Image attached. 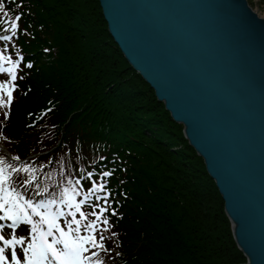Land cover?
<instances>
[{
  "label": "trees",
  "instance_id": "trees-1",
  "mask_svg": "<svg viewBox=\"0 0 264 264\" xmlns=\"http://www.w3.org/2000/svg\"><path fill=\"white\" fill-rule=\"evenodd\" d=\"M34 1L36 17L50 22L54 57L35 70L19 113L24 124L42 109L51 111L37 127L18 131L23 155L60 135L57 148L76 153L67 161L71 170L73 163L88 167L94 161V142L107 138L125 147L120 156L126 161L112 164L117 171L110 179L123 192L131 190L118 218L121 262L246 264L202 158L121 55L98 0ZM66 154L55 153L62 166Z\"/></svg>",
  "mask_w": 264,
  "mask_h": 264
},
{
  "label": "water",
  "instance_id": "water-1",
  "mask_svg": "<svg viewBox=\"0 0 264 264\" xmlns=\"http://www.w3.org/2000/svg\"><path fill=\"white\" fill-rule=\"evenodd\" d=\"M202 158L246 264H264V18L247 0H98Z\"/></svg>",
  "mask_w": 264,
  "mask_h": 264
},
{
  "label": "snow or ice",
  "instance_id": "snow-or-ice-1",
  "mask_svg": "<svg viewBox=\"0 0 264 264\" xmlns=\"http://www.w3.org/2000/svg\"><path fill=\"white\" fill-rule=\"evenodd\" d=\"M5 7L0 3V9ZM23 15L9 18L8 34L0 35V108L9 118L21 73L34 66L18 44L28 31L20 26ZM57 151L67 153L64 166ZM49 154L55 168L47 154L44 163L19 153L0 156V264H106L111 256L102 257L113 253L109 243L119 236L112 218L123 215L114 206L120 201L106 179L114 170L101 167L100 162L107 166L108 157L101 155L95 168L73 163L69 170L67 161L76 154L74 149L50 148ZM121 245L122 241L117 246Z\"/></svg>",
  "mask_w": 264,
  "mask_h": 264
},
{
  "label": "rangeland",
  "instance_id": "rangeland-1",
  "mask_svg": "<svg viewBox=\"0 0 264 264\" xmlns=\"http://www.w3.org/2000/svg\"><path fill=\"white\" fill-rule=\"evenodd\" d=\"M26 1H29V2H31L33 4L35 3L34 0H26ZM247 3L257 13V15L259 17L264 16V0H247ZM32 18H33L32 26H37L38 27V36L35 37V38H38V42H36L37 45L40 47V39H41L40 35H44L45 36V39H46L45 42H51L52 43V38H53L52 33H44L41 30V26L45 24V21L43 19L38 20L35 15H33ZM47 24H50V22L48 21ZM28 33H30L29 29H28ZM41 50H43V47H41ZM49 55H50V53H49ZM53 57L51 55L46 57V58H45V56L40 57L39 67L40 66L48 67V64L46 63V60L48 62L52 61ZM82 60H83V58H82ZM49 64L51 65L50 62H49ZM0 109L3 110V108H0ZM56 140H59V136L56 138ZM52 145L53 144H51L47 148H51ZM123 160H125V159L121 158V161H123ZM223 210H224V205H223ZM230 227H231V224H230Z\"/></svg>",
  "mask_w": 264,
  "mask_h": 264
},
{
  "label": "bare ground",
  "instance_id": "bare-ground-1",
  "mask_svg": "<svg viewBox=\"0 0 264 264\" xmlns=\"http://www.w3.org/2000/svg\"><path fill=\"white\" fill-rule=\"evenodd\" d=\"M98 3H99V1H98ZM99 6H100V4H99ZM100 10H101V7H100ZM254 11V10H253ZM255 12V11H254ZM101 14H102V11H101ZM103 16V15H102ZM262 18H264V16H261ZM103 19H104V17H103ZM105 20V19H104ZM106 22V21H105ZM106 27H107V23H106ZM118 47V46H117ZM122 56H123V54H121ZM124 57V56H123ZM128 63V62H127ZM136 72V71H135ZM137 73V72H136ZM138 74V73H137ZM139 75V74H138ZM141 78H142V76H140ZM146 82V81H145ZM147 83V82H146ZM148 84V83H147ZM149 85V84H148ZM152 89V88H151ZM153 90V89H152ZM153 92H154V90H153ZM155 98H156V96H155ZM158 101V100H157ZM159 102H161V101H159ZM163 103V102H162ZM164 105V104H163ZM164 109H165V106H164ZM166 110V109H165ZM167 112H168V115H169V118H170V120H171V122H173V123H178V124H182V123H179V122H177L176 120H174L173 119V117L171 116V113H170V111H168V110H166ZM182 131H183V126H182ZM197 154V153H196ZM237 246V245H236ZM239 249V248H238ZM240 250V249H239ZM246 259V258H245ZM246 262H247V260H246Z\"/></svg>",
  "mask_w": 264,
  "mask_h": 264
}]
</instances>
